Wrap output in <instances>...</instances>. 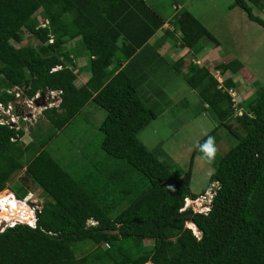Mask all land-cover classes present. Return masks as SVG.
<instances>
[{
	"label": "trees",
	"instance_id": "16d2710c",
	"mask_svg": "<svg viewBox=\"0 0 264 264\" xmlns=\"http://www.w3.org/2000/svg\"><path fill=\"white\" fill-rule=\"evenodd\" d=\"M236 6L264 28V18L253 13L254 7L264 10V0H233L229 8ZM166 22L148 0H0V104L15 99L8 92L14 86L27 97L61 90L59 105L42 110L51 125L43 137L38 138L40 127H29L32 141L23 144L22 126L0 122V191L46 198L35 228L19 223L0 233V264H264V85L254 84L238 104L242 114L235 115L227 89L239 84L224 75L237 73L243 62L217 63L215 70L224 76L219 86L215 74L194 58L167 61L158 50L169 37L188 48L191 58L202 51V38L216 46L219 41L181 8L169 21L172 28L150 43ZM25 32L36 45L21 44ZM79 56L86 61L77 67ZM168 63L197 90L218 125L237 138L211 175L214 194L207 211L184 207L186 197L194 200L206 191H191V171L173 174L157 148L149 149L138 137L162 109L147 103L140 89H148L149 70ZM75 68L89 73L81 86L73 82ZM90 101L106 111L99 126L101 149L144 177L125 207L129 188L124 195L118 188V194L108 189L109 178L107 188L97 191L98 178L75 176L45 148ZM14 112L19 113L17 106ZM15 175L22 190L12 189ZM80 244H90L91 250L78 256Z\"/></svg>",
	"mask_w": 264,
	"mask_h": 264
},
{
	"label": "rangeland",
	"instance_id": "374dc122",
	"mask_svg": "<svg viewBox=\"0 0 264 264\" xmlns=\"http://www.w3.org/2000/svg\"><path fill=\"white\" fill-rule=\"evenodd\" d=\"M232 2L233 0H148V3L166 18L168 26H171L169 21L179 13L180 9L185 8L215 36L219 41L216 48L213 47L214 43L202 38L200 42L206 48L201 51L199 59L200 64L206 65L215 74V77L223 79L224 76L231 75L229 71L224 76L218 74L215 70L217 63L233 58L243 62L244 66L235 73L236 75H231L239 84L235 90L239 94L238 100H242L254 91V84L264 85V28L250 20L240 7L229 8ZM253 13L264 18V10L259 11L254 7ZM177 35L179 36V33ZM36 43L37 40L34 36L27 32L23 34L21 44L36 45ZM168 43L164 44L162 50L167 53L165 59L171 61L177 58L184 48L179 46V41L174 42L175 44L172 42V45H168ZM209 49H211L210 52ZM180 56H184L188 61L192 59L186 51ZM75 60L77 61V59ZM171 63L163 64L154 73L148 71L149 87L142 97L147 103L158 102L156 108H166V110L162 116L151 123L150 127L142 130L138 137L149 149L157 148L158 158L168 166L173 174L184 176L191 171V191L195 193L210 191L211 175L219 159L237 142V138L227 128L218 125V121L211 111L201 102L197 90L186 83L182 74L174 75V70L170 68ZM80 65L81 63L78 64V66ZM74 72H76V78L73 82L80 86L87 77L86 73L76 69ZM41 100L43 97L37 100L38 105L24 104L20 109L22 114H29L28 122L21 123L24 128V136L21 139L23 144L32 141L29 127L41 128L42 131L38 138L43 137L46 130L51 128L42 113L41 106H39ZM166 102L168 104L165 105ZM151 105L155 107L154 104ZM105 115L104 108L96 104L95 101H90L89 105L83 107L62 129L56 131L45 148L68 172L76 174L75 176L81 178L92 174V178H98L96 181L99 185L97 191L102 186L107 188L105 182L109 178L108 189L111 188L118 193L117 190L120 188L119 193L124 195L126 189L129 188L131 195L123 200L125 207L129 204L130 197L136 195L142 188L144 177L141 175L143 178L141 179L139 173L130 171L124 159L111 157L101 149L103 135L99 126ZM205 136L206 138L203 139ZM208 136L215 137L218 147L213 162H208L197 148V144L203 143ZM38 140L34 139V143L37 144ZM22 171H19L18 174H21ZM17 175L12 178L13 182H11L14 191L23 189L22 181L20 182ZM100 177L102 180L99 182ZM32 194V202L42 205L43 200L46 199L45 195H38L35 192ZM203 194L209 196L207 191ZM196 199L194 201L189 199L188 205L186 203L185 206H190L193 210H205L207 207L200 201L201 199ZM107 202L104 201V203ZM120 210L121 208H117L116 212ZM144 243L151 244L152 240H145ZM85 250H91V245L80 244L76 249V254L79 256Z\"/></svg>",
	"mask_w": 264,
	"mask_h": 264
},
{
	"label": "built area",
	"instance_id": "2783aa9c",
	"mask_svg": "<svg viewBox=\"0 0 264 264\" xmlns=\"http://www.w3.org/2000/svg\"><path fill=\"white\" fill-rule=\"evenodd\" d=\"M173 7H175L173 5ZM48 23L47 20L40 22L41 26H46ZM165 28H172V26H168L165 24ZM49 42H52V36L49 37L48 39ZM194 63L200 64V60L198 58H194L192 60ZM201 65V64H200ZM58 66L53 67V69H57ZM219 74V72L217 71ZM217 80L219 81L220 85L222 84V78L217 77ZM228 93L231 96L232 104L236 108L235 115H241L242 114V108L238 106L239 102L241 100H238L239 94L237 91L233 88L227 89ZM8 92H13L15 94V99L10 102L6 107L0 104V113L3 115L0 117V122L1 123H7L10 124L11 126H15L18 128L20 125V120L24 122H28L29 120V114H22L20 112L21 107H23L24 104H27L30 106L31 104H36L37 100L41 99L43 97V100H41V109L45 108H50V107H57L61 101V90L56 89V90H46L44 93H41L40 91L36 92L34 96L32 97H27L24 93L21 87L14 86L12 89L8 90ZM38 105V104H36ZM18 107L19 113L14 112L15 107ZM10 113L9 119L6 118V114ZM26 124V123H25ZM209 193V196H206L204 194H201L199 197H197L196 200L201 199L200 201L204 204L206 201L207 203H210L211 198L214 194L212 189L207 190ZM32 196L33 194L31 192H28L24 197H18L16 194L11 191L10 189L6 188L0 191V212L3 211V208H6L7 211H10V215L7 216V218H3L1 220L0 218V232L4 231L7 227H12L16 225L17 223H22L26 224L29 227L35 228L36 226V220L38 218V215L41 211V204H37V202H32ZM204 196V198H202ZM189 200L186 199L184 203V207H186V203L188 205ZM194 201V200H193ZM15 203L16 205L19 206V208L16 209L15 212L11 211V208H9V203ZM201 204V206H203ZM205 205V204H204ZM20 206H26L24 210L20 209ZM208 208V207H207ZM206 208V209H207ZM195 235L197 236L198 233L195 232Z\"/></svg>",
	"mask_w": 264,
	"mask_h": 264
},
{
	"label": "crops",
	"instance_id": "0c3cea01",
	"mask_svg": "<svg viewBox=\"0 0 264 264\" xmlns=\"http://www.w3.org/2000/svg\"><path fill=\"white\" fill-rule=\"evenodd\" d=\"M167 23V22H166ZM165 23V24H166ZM165 24L163 25V27L161 28V29H159L155 34H154V36H152V38L150 39V43H153L155 40H157V38H159L162 34H163V31H164V28H165ZM172 38L171 37H169L165 42H164V44H166V43H168V42H170V43H168V45L169 44H171L172 42ZM164 44H163V46H164ZM173 44H175L174 42H173ZM213 44V43H212ZM172 45V44H171ZM162 46V47H163ZM207 47L208 46H210V45H206ZM162 47L158 50V51H161V53L163 54V55H167V53L166 52H163V50H162ZM214 48H216L217 46L214 44V46H213ZM205 48L206 47H204L202 50H205ZM210 50L211 49H209V52H210ZM184 51H186V53L188 52L189 53V55L191 54L190 52V50L188 49V48H184ZM184 51L180 54V55H183V53H184ZM201 53V51L194 57H192V59L193 58H198V59H200V54ZM212 53V52H211ZM180 55H178L177 56V58H175L174 60H171L172 62L173 61H175V60H177V59H179L180 57H182L183 59H184V61H187V59L186 58H184V56H180ZM191 57V56H190ZM77 59V61L75 60V63H76V65H77V67H79L78 66V64L79 63H81V65L80 66H82L83 65V63L82 62H85L86 61V58L84 57V56H79V57H77L76 58ZM167 59V58H166ZM82 61V62H81ZM183 64H185V63H183ZM186 67H184V65H182V70H184ZM76 70H78V68H75ZM164 72H165V70H163ZM185 71V70H184ZM229 71V70H228ZM82 72H84V73H86V78H85V80L83 81V83L81 84V85H83L84 83H85V81L87 80V78L89 77V73L88 72H86V71H82ZM230 72V74L231 75H236V74H234V73H232L231 71H229ZM231 75H227V76H231ZM176 76V75H175ZM167 80V79H166ZM168 81V80H167ZM166 81V82H167ZM165 82V83H166ZM80 85V86H81ZM147 88L149 87V83H147V85H145ZM144 88V87H143ZM146 90H148V89H146ZM146 90H144V89H140V91L142 92V94L144 95V92H146ZM163 92V91H162ZM160 94H161V89H160ZM142 96V95H141ZM143 98V97H142ZM144 99V98H143ZM150 104H156L155 106H157L159 103L158 102H154V101H152V103H150ZM166 104H168L167 102L165 103V105ZM86 105L88 106L89 105V102L88 103H86ZM86 105H84V107L86 106ZM167 107V106H166ZM165 110H166V108H162L161 109V111H160V113L158 114V116L154 119V120H156L157 118H159L160 116H162L164 113H165ZM153 120V121H154ZM152 121V122H153ZM151 122V123H152ZM151 123L147 126V127H150V125H151ZM152 131H154V129H151ZM140 134V133H139ZM138 134V135H139Z\"/></svg>",
	"mask_w": 264,
	"mask_h": 264
},
{
	"label": "clouds",
	"instance_id": "9594fccd",
	"mask_svg": "<svg viewBox=\"0 0 264 264\" xmlns=\"http://www.w3.org/2000/svg\"><path fill=\"white\" fill-rule=\"evenodd\" d=\"M36 104H38V103H36ZM5 117L9 119L10 113L6 114ZM19 120H21V119H19ZM197 148H198V150L201 153H203L204 157L207 159L208 162H213L214 161V159H215V157L217 155V152H218V147L216 145L215 137L208 136V138L203 143H198L197 144ZM29 192H31V191H29ZM186 199L189 200L191 198L190 197H186L185 200ZM191 200H193V199H191ZM204 204H205V207H208L209 206V203H207V202H205ZM188 207H190V206H187V208ZM207 210H208V208L205 209V210H200V211H207ZM17 224H19V223H17ZM186 225H188V222H187ZM14 226H12V227H14ZM187 227H189V226H187ZM7 228H9V227H7ZM190 228L193 230L194 234H195V232H197L195 226L193 228L192 227H190Z\"/></svg>",
	"mask_w": 264,
	"mask_h": 264
},
{
	"label": "bare ground",
	"instance_id": "6f19581e",
	"mask_svg": "<svg viewBox=\"0 0 264 264\" xmlns=\"http://www.w3.org/2000/svg\"><path fill=\"white\" fill-rule=\"evenodd\" d=\"M9 208H11V211L15 212L16 209L19 208V206L16 205L15 203H11L10 202L9 203ZM24 208H26V206H20V209L21 210H24ZM9 215H10V211H7L6 208H3V211L0 212V218H1V220H3V218L4 219L7 218V216H9ZM188 226L189 227H192V228L194 227V225L192 223H190V222H188Z\"/></svg>",
	"mask_w": 264,
	"mask_h": 264
}]
</instances>
